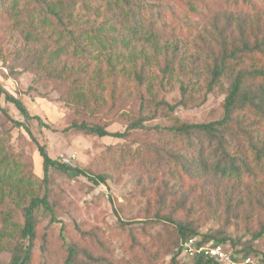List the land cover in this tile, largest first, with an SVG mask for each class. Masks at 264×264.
Instances as JSON below:
<instances>
[{"label":"trees","instance_id":"16d2710c","mask_svg":"<svg viewBox=\"0 0 264 264\" xmlns=\"http://www.w3.org/2000/svg\"><path fill=\"white\" fill-rule=\"evenodd\" d=\"M98 1L100 5L93 6L92 0H0V18L21 36L23 49L36 68L37 80L54 84L55 88L64 86L65 94L59 100L87 115L70 125L86 135L122 139L130 130L150 128L144 124L146 117L140 115L131 119L124 131L107 130L114 120L130 117L127 111L118 113L129 104L130 98L140 97L139 111L142 106L151 105L171 112L177 106L188 107L197 88L199 91L204 87V94L219 89L224 95L221 118L200 123L174 118L170 126L154 127L155 144L122 154L128 155L141 175H156L161 166L167 165L169 180L188 186L181 188V193L178 189L168 193L169 183L155 190L160 194L156 216L161 214L162 206L167 210L166 201L172 202L161 217L178 229L176 254L170 256L168 264H185L177 259L178 247L191 238L197 239L196 246L212 243L234 246L241 255L235 259L236 264L246 256L264 264V252L257 253L248 244H240L222 233L219 236L205 233L197 238L194 220L189 219L196 200L214 197L223 200L230 219L255 220L257 227L248 228L254 231L253 238L264 234V9L255 0H223L226 7L208 16L205 12L209 10V0H168L186 13L185 28L189 32L185 36L196 52L187 55L188 45L180 38V27L150 19L144 10V0ZM229 7L231 11L227 10ZM226 11L230 12L228 16ZM245 12L248 13L244 15ZM220 17L224 18L221 26ZM199 20H203L201 27ZM83 59L95 62L94 67L90 69V63H82L75 68L67 63ZM72 68L78 73L69 82ZM182 78L187 83L202 78L203 85L197 88L184 85ZM175 79L180 80L179 101L170 104L156 100V84L171 85ZM141 88L152 96L145 104ZM0 96L21 114L23 121L15 120L0 108L6 122L12 128H23L35 143L43 172L42 179L33 174L31 161L15 151L4 134L7 131L0 130V253L9 252L8 264H33L37 210L41 208L49 215L50 222L56 220L54 204L48 199L49 172L70 178L84 176L96 184L104 178L51 158L45 146L32 136L26 122L36 120L38 126L54 130L51 125L30 114L24 102L1 85ZM203 102L204 99L200 103ZM41 183L46 190L42 196L38 195ZM185 210L187 213L181 219L172 217ZM68 231L61 227L63 241ZM91 233L80 231L79 241L70 239L63 264L102 261L84 243L88 235H94ZM145 251L144 259L150 261V250ZM189 261L218 264L202 254Z\"/></svg>","mask_w":264,"mask_h":264},{"label":"rangeland","instance_id":"374dc122","mask_svg":"<svg viewBox=\"0 0 264 264\" xmlns=\"http://www.w3.org/2000/svg\"><path fill=\"white\" fill-rule=\"evenodd\" d=\"M144 1L146 16L166 25L180 27V38L189 49L186 54L191 52L196 54L191 46L193 43L185 36L189 31L185 28L187 18L182 7L168 0ZM255 2L264 9V0ZM92 3L93 6L100 5L98 0H92ZM209 3V10L205 12L208 16L225 6L223 0H209ZM227 10L231 11L230 7ZM228 11L227 16L230 13ZM3 20L4 18H0V85L20 98L30 114L38 115L54 129L40 127L36 120H30L26 125L32 136L45 146L51 158L79 166L93 175L99 174L104 178L103 182L96 184L84 176L70 178L55 171L49 172L48 199L52 205L54 204L56 220L50 222L49 215L41 208L37 210L38 230L33 249V264H63L67 243L71 238L79 241L80 231L93 232L91 234L94 235H88L84 243L90 245L96 254L102 257L99 264H168L170 256L176 254L178 229L173 222L161 217L166 215L163 214L165 211H169L172 202L166 201L167 210L162 206L161 214L156 216L159 212L157 207L160 194L155 190L156 187H164L169 183L168 193L173 192L172 189H178L181 193L183 191L181 188L186 189L188 186L174 184L173 179L169 180L168 166L163 164L158 174L141 175L134 162L128 159V155L122 153L126 150L132 151L136 147L155 144L157 132L153 130L154 127L161 129L170 126L174 118L186 123L208 122L221 118L224 95L219 89L204 94L202 78L192 80V83H187L186 78H182L184 85L202 87L201 90L196 91L197 88L192 92L194 100L188 107L177 106L170 112L165 107L155 109L147 105L142 106V110L139 111L140 97L136 96L130 98L129 104L123 109L118 110V113L127 111L130 117H121L120 121L114 120L108 125L107 130L124 131L126 124L140 115L146 117L144 124L150 128L130 130L122 139L83 134L70 128V125L72 121H80L87 115L77 113L75 109L59 100V96L65 92L64 86L55 88L54 84L41 83L37 80L36 68L23 49L24 42L21 36L10 29L8 23ZM203 20H199V27L203 25ZM219 21L221 26L224 18L220 17ZM67 63L69 67L73 65L75 68L82 63H90V69L95 65V62L85 59L77 63L69 60ZM70 72L69 82L78 73L73 68ZM84 77L88 80L86 76ZM179 85L180 80L176 79L171 85L156 84L155 99L176 104L181 98ZM140 91L145 104L152 96L143 88ZM203 99L204 102L200 103ZM0 108H4L11 118L23 121L21 114L11 103L5 102L3 96H0ZM0 130L7 131L4 134L8 136L9 145L15 151L21 152L26 160L31 161L33 174L42 179V160L28 133L23 128H12L11 123L6 122L1 113ZM154 180L156 183L151 184ZM45 191L41 183L38 195L42 196ZM197 202L196 200L194 204L197 205L189 213V219L194 220V227L198 232L197 238H201L205 233L216 236L222 233L221 235L229 239L238 240L240 244H248L251 250L257 253L264 252V234L259 238H253L251 234L254 231H248L249 227L252 229L257 227L254 219H249L248 222L230 219L228 212L224 210L223 200L218 201L214 197ZM186 213L187 210L176 212L172 217L178 220ZM62 226L69 230L66 241L61 238ZM229 245L225 243L224 249L234 248ZM145 250H150L152 257L150 261L144 259ZM237 255H240V252L237 251ZM9 259V252L0 253V264H8ZM177 259L190 264V258L185 255L179 254Z\"/></svg>","mask_w":264,"mask_h":264},{"label":"built area","instance_id":"2783aa9c","mask_svg":"<svg viewBox=\"0 0 264 264\" xmlns=\"http://www.w3.org/2000/svg\"><path fill=\"white\" fill-rule=\"evenodd\" d=\"M196 238L188 239L182 242L178 247V255H185L192 258L196 254H202L212 257L217 263L221 264H236V258L241 257L237 255L236 249L225 250L224 244H204L196 246ZM240 264H259L258 260L250 256L242 257Z\"/></svg>","mask_w":264,"mask_h":264}]
</instances>
